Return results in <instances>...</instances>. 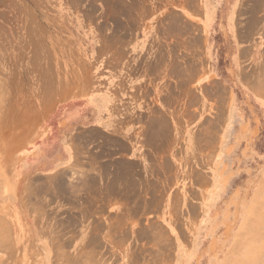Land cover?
Wrapping results in <instances>:
<instances>
[{
	"label": "rangeland",
	"instance_id": "374dc122",
	"mask_svg": "<svg viewBox=\"0 0 264 264\" xmlns=\"http://www.w3.org/2000/svg\"><path fill=\"white\" fill-rule=\"evenodd\" d=\"M0 264H264V0H0Z\"/></svg>",
	"mask_w": 264,
	"mask_h": 264
},
{
	"label": "bare ground",
	"instance_id": "6f19581e",
	"mask_svg": "<svg viewBox=\"0 0 264 264\" xmlns=\"http://www.w3.org/2000/svg\"><path fill=\"white\" fill-rule=\"evenodd\" d=\"M18 109V108H17ZM11 110V109H10ZM14 112V111H13Z\"/></svg>",
	"mask_w": 264,
	"mask_h": 264
}]
</instances>
